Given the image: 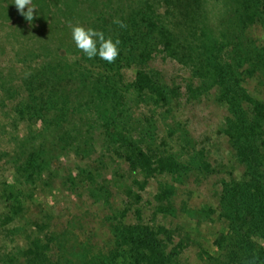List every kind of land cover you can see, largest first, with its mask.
I'll use <instances>...</instances> for the list:
<instances>
[{"label":"trees","instance_id":"16d2710c","mask_svg":"<svg viewBox=\"0 0 264 264\" xmlns=\"http://www.w3.org/2000/svg\"><path fill=\"white\" fill-rule=\"evenodd\" d=\"M207 1L32 0L35 9L29 22L14 0H0V28L8 29L6 37H0V100H13L14 126L25 125L23 136H16L14 181L1 189L7 211L0 221L10 224L21 217L30 190L25 187L52 181L55 165L64 157L92 159L97 137L105 151L119 155L133 174L173 172L181 183L187 172L194 171L191 163L155 159L152 149L157 140L132 131L136 108L154 106L169 113L180 100L182 87L168 83L152 66L156 58L188 71L190 100L214 94L231 111L229 102L238 95L252 117L250 125L262 133L264 101L250 93L246 82L256 76L264 82V45L250 34L264 28V0H221L225 12L218 16L209 14ZM117 18L126 29L113 23ZM74 25L118 37L117 60L109 64L85 57L71 38ZM222 71L229 74L228 82L221 79ZM147 121L152 124L153 117ZM233 126L230 122L227 127L232 139ZM86 174L83 181L94 200L109 203V185L94 187L93 172ZM134 214L135 223L124 228L123 220L116 224L114 233L122 230L118 239L124 247L111 249L106 256L96 253L87 264H179L169 249L167 229L145 223L139 209ZM53 243L48 232L33 238L22 251L24 264H66L64 256L54 257Z\"/></svg>","mask_w":264,"mask_h":264},{"label":"rangeland","instance_id":"374dc122","mask_svg":"<svg viewBox=\"0 0 264 264\" xmlns=\"http://www.w3.org/2000/svg\"><path fill=\"white\" fill-rule=\"evenodd\" d=\"M206 5L210 15L225 12L221 0H208ZM0 29V37H6L8 29ZM250 34L264 45V28ZM152 66L168 83L182 87L180 100L169 113L154 106L136 108L132 131L157 140L152 149L155 159L191 163L194 171L187 172L181 183L173 172L133 174L119 155L105 151L97 137L92 159L69 154L56 163L52 181L25 187L30 189L25 212L10 224L0 221V264H24L22 251L45 232L54 239V257L64 256L66 264H87L96 253L106 256L111 249L124 247L118 239L122 230L114 233L116 224L123 220L124 228L135 223L137 209L145 223L167 229L169 249L179 264H264V130L258 134L250 125L251 115L238 95L229 102L231 111L214 94L190 100L186 69L160 58ZM221 79L228 82L229 74L222 71ZM246 86L264 101L260 76ZM13 104L0 100V193L14 181L16 136H23L25 127L14 126ZM151 117L152 124L147 121ZM230 122L235 123L233 139L227 133ZM80 170L86 176V171L93 172L97 185L92 186L109 185V203L94 200ZM4 211L0 200V217Z\"/></svg>","mask_w":264,"mask_h":264},{"label":"clouds","instance_id":"9594fccd","mask_svg":"<svg viewBox=\"0 0 264 264\" xmlns=\"http://www.w3.org/2000/svg\"><path fill=\"white\" fill-rule=\"evenodd\" d=\"M14 4L27 21L33 20L32 0H14ZM27 8V11H24ZM113 23L118 25L120 29H126L127 25L120 19H114ZM71 27V38L77 50H79L89 60L99 58L109 64L114 63L121 51L120 39L106 36L103 31L93 27L85 28L82 25H74Z\"/></svg>","mask_w":264,"mask_h":264}]
</instances>
